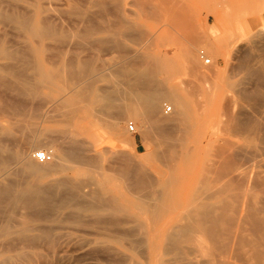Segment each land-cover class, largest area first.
Returning <instances> with one entry per match:
<instances>
[{
	"label": "rangeland",
	"instance_id": "obj_1",
	"mask_svg": "<svg viewBox=\"0 0 264 264\" xmlns=\"http://www.w3.org/2000/svg\"><path fill=\"white\" fill-rule=\"evenodd\" d=\"M44 26L54 34L41 39L32 34V27ZM114 43L125 48H112ZM201 51L211 58L210 63L201 57ZM129 61L149 63L168 96L178 95L186 104L178 113L173 99L162 104L157 117L166 119L165 134L180 138L186 128L192 138L189 150L200 147L212 160L222 159V145L228 147L229 154L237 151L236 156H241L236 157V181L231 183V175H222L207 193L213 202L221 201L228 207L227 223H220L222 232L226 227H240L246 219L241 213L245 212L247 219L240 228L246 231L240 233L247 244L241 246L239 238V246L238 240L232 239L223 251L228 241H213L212 237L211 241L200 235L194 264H212V260L213 264H264V0H0V140L6 147L4 157L8 155L6 169L0 170V183L17 180L18 188L33 190L67 175L84 184L82 190L74 187L73 198L63 205L59 190V207L36 224L33 220L38 218L33 214L1 202L0 264H189V245L172 250L160 242L149 248L145 237L137 234L136 221L124 218L126 215L115 226L107 223L110 212L97 218L85 211L78 219L77 205L95 203L100 194L110 199L109 204L118 201L128 209L126 214L134 215V205L141 197L128 185L137 181V175L133 171L128 178L123 177L122 167L131 163L150 168L159 162V153L169 148L159 131L156 136L146 134L148 124L141 116L137 120L123 117L113 135L104 117L88 111V102L74 94L90 85L93 90L110 88L113 70L128 66ZM67 65L74 72L71 80L61 71ZM29 82L41 86L36 98L20 93ZM165 104L173 107L172 113L164 111ZM130 122L136 125L135 131ZM235 123L240 124L236 127ZM72 141L81 143V153L89 160L84 174L72 170L39 176L21 171L26 161L47 165L38 162L33 152L49 149L56 153L60 146L69 148ZM14 150L22 151V156L13 158ZM190 157L189 197L194 161L199 159ZM227 180L229 189L222 186ZM247 180L251 184L247 185ZM218 186L224 194L221 189L215 194ZM81 193L86 196L81 197ZM179 211H170L162 223ZM42 228L54 232L48 238L36 239ZM103 232L112 238L104 237Z\"/></svg>",
	"mask_w": 264,
	"mask_h": 264
},
{
	"label": "bare ground",
	"instance_id": "obj_2",
	"mask_svg": "<svg viewBox=\"0 0 264 264\" xmlns=\"http://www.w3.org/2000/svg\"><path fill=\"white\" fill-rule=\"evenodd\" d=\"M169 2H171V1H168V3ZM164 9H167V8H164ZM168 11H169V8H168ZM175 16H177V14H175L173 17H175ZM180 18H181V22L183 23L184 22L182 20L183 17H180ZM173 20H175V19H173ZM178 20H179V17L176 21H178ZM181 22H178V25H181ZM185 24H186V22L183 23L184 26H185ZM24 26L26 29L27 28L30 29L26 24H24ZM186 27H187V25L185 26V29H186ZM187 29H188V27H187ZM31 31L35 37L38 36V38L40 37V39L47 37V36L49 37L52 34H54L50 27H45V26L42 28H39V29H34L32 27ZM193 38H195V37H193ZM195 39H193V40L195 41ZM112 48L121 49V48H125V46L121 45V43L120 44L114 43V44H112ZM188 53H189V50H188ZM191 56H192V54H191ZM152 57H154V56H152ZM157 63H159V62H157ZM61 69H62V67L60 68V70ZM206 70H204V71H206ZM34 71H36V73H37L38 68L37 69L35 68ZM61 71L70 80L74 77V75L72 74L73 71L70 69V67L68 65L65 66ZM88 71L89 70H88L87 66H84L83 67V73L87 74ZM113 71H115V74L113 75V85L110 88L108 87L105 89L93 90L92 85H90V86H87L86 88L79 89L76 92L74 91L75 96L80 97L81 100H86L88 102V105H89L87 107L88 111L104 117V119L109 123V127L112 130L113 135H116L115 132L117 130L118 124H119L120 120L123 119V117H125V116L131 117V118H134L137 120L138 116L139 117L141 116L143 118V120L148 124V130L146 131V134L156 136V133H158V131H159L160 132V139L163 141H166L167 144L169 145V148L166 150L164 149L162 152L159 153V155H158L159 158H157L159 160V162L156 163L155 165H152L150 168L135 167L131 163H128L127 165L122 167L121 175L123 177L128 178L133 171H134L133 173L137 175V181H135V183L128 185V187H132L131 189H134L135 192H138L140 194V197H141L138 200L139 203H136V205H134V206H136L135 207L136 210L133 213L134 215L129 216L128 214H126L128 212V209L124 208L121 205V203L118 201H113L112 204H109L110 199L107 196L100 194V195H98V197L96 199L97 202H95V203H90L89 205H83V204L77 205V212L79 213L78 219L81 218L82 213L85 211H91L94 214V216H96L97 218H101L100 215L102 214V212L105 214L107 212H110L111 216H110L109 220H107L106 218L105 219L107 220L108 224L115 226V225H120L122 220H123L122 216L126 215L124 218L134 219V221H136V223H137L136 228H137V230H139L137 234L145 237V240L148 243V245H146V246H149V248H155L158 245V243H160V242H164L167 245V247L169 249H172V250H179V248L183 250V247H182L183 244L189 245V248H188V250H189L188 251L189 252V264H194L193 254L196 251H197V253H195L194 255L195 256H196V254L199 255L198 249L195 250V248L198 247L200 242H201V239L199 237L200 235L201 236L205 235V236L209 237V239H211V237H212L213 241H215V240L228 241L227 244L225 243L226 246H222V250L224 249L223 251L227 250L226 248L228 247L229 242H230L229 244H232V241H230L232 239L234 241L238 240L237 242L239 243V242H241V241H239V238H240V240L242 239L241 246L246 245L247 242H244L245 244H243V241H244L243 238L244 237L240 233L241 231L244 230V228L241 230V228L244 227L242 224H244L246 222V219H247V215H243V213L245 214L243 209H242L243 213H241V214H242L243 219L245 217H246V219H244V223H243V221L242 222L240 221L241 225H242V226L240 225L241 228L239 227V225H237V226L234 225L238 221L236 219L237 217H235V219L237 221L234 220V224L232 222V224L234 226L228 227V228L226 227L225 228L226 230L224 232H222L220 229V223H221V221L223 223L224 222L227 223V221L225 220V218L227 219V217H228L225 215V210H226L227 205H226V203L224 204L221 201L213 202V200L210 199L208 196L209 193H207L208 190L212 189V187L215 185V183H217L221 179L220 177H222V175H223V177L231 175V178L233 181L229 180L230 178L228 179L229 181H231V183L236 181V180L234 181L233 176H234V173L236 171V162L239 161V160L236 161L238 159L236 157H241L238 155L236 156V154H238L239 152L237 153V151H236L235 153L233 152V153L229 154L228 147L225 146L223 148L224 145H222L221 149H219L221 146L218 148L220 150V155L222 156V159L216 161V160L209 159L206 152L204 150L200 149V147H199V149L198 148L196 149L195 147H193L192 151L189 150V143L191 144L192 138L190 139L189 132L186 128H185L186 134H184L180 138L179 137L177 138L174 134H165L167 131L165 130L166 127L163 125V123L165 122L166 119L157 117L158 116L157 113H159L161 111L162 104L168 98L173 99L172 103L176 107V113H178L179 110L183 111L184 108L186 107V104H185L184 100L182 99V97H180L178 95H174L173 97L168 96L165 89L158 83L159 81H158V77H157V73H156L155 69L149 63L129 61L128 66L120 67L119 69H117V71L116 70H113ZM209 71H210V69H209ZM209 71H208V74H209ZM8 79H9V77H8ZM28 79H27V82H28ZM44 80L46 81L45 77H44ZM23 81H22V83H23ZM42 81H43V79H42ZM63 81H65V79H63ZM29 83H30L29 85H28V83H26L28 86L25 84L27 87H25V86L21 87L20 93L23 94V96L36 98L38 92L40 93V90L37 91V89H40L39 87H41V86L38 84L36 85L35 83H33V84H31V82H29ZM38 98H40V97L38 96ZM52 106H53V104H52ZM11 109L13 110V108H10V110ZM15 111H16V108H15ZM172 111L169 112V114L172 113ZM259 112H261V111H259ZM26 113L27 112H25V114ZM238 120H240V119H238ZM238 120H237V122H239ZM238 124H240V123H238ZM260 124H262V123H260ZM234 125H236V123ZM237 125H236V127H237ZM236 127H234V128L236 129ZM241 127H242V125H241ZM256 127H258V130H260L258 125ZM258 130H257V135L259 137V134H258L259 131ZM254 131H256V129H254ZM253 136H254V134H253ZM196 140H197V136H196ZM178 142H180V143H178ZM177 143L179 144V146H177ZM201 143H200V145L203 144V143L202 144ZM196 144H198V140H197ZM23 149H24V147H23ZM5 150H6V147L3 144L2 140H0V166H1L0 170L1 171L6 169L5 164L7 163L6 158L8 155L6 156V158L4 157L3 153L5 152ZM50 151L53 152V160L52 161L40 162L37 160L38 162H40L42 164H47V165H41V164H38L34 161H26L24 166H23V169L21 171L29 172L31 174H39V176L40 175L48 176L52 173H66V172H69L72 170L76 171L77 175H81V174H84L86 172L84 169V166L86 168V165L89 162V160H88V158H85L82 155L80 142L72 141L69 148H64L63 146H60V147H58V151L56 153L53 150H50ZM12 153H13V151H12ZM22 154H23L22 151H20V150L15 151L14 150L13 158L14 157L19 158L22 156ZM220 155H219V158H220ZM11 157H12V154H11ZM11 157H9V159H11L10 161H12ZM189 157L192 158L193 160H195V158H197V157L199 158V159H197V161H194L195 162V169H194V173L192 175L193 187H192V192H191L190 197H189ZM245 159H246V157H245ZM245 159H244V161H246ZM237 164H239V163H237ZM246 166H245V168H247ZM88 170H89V168H88ZM244 171H245V169H244ZM87 174H88V172H87ZM226 174H228V175H226ZM18 175H20V173ZM21 178H22V176H21ZM218 178H219V180L217 181ZM251 178H253V177H251ZM23 179H24V177H23ZM237 179H238V182H240V179L239 178H237ZM228 180H227V184H226V182H224V183H222V186H224V184H225L228 187V185L231 184ZM16 181H13L14 183L12 181L11 182L9 181V183H7V184H1L0 183V203L6 201V204H10L15 209H17V208L21 209L22 208L25 211L29 212L30 214H33L34 216H36L38 218L37 220L36 219L33 220V221H35V224L37 223V221L39 222L40 220H44L45 218H47L51 213H53L55 211V209L57 207H59L58 206L59 202L57 199L59 190L63 192L61 194V199H60V202L62 200V205H63L67 201H70L73 198L72 191L74 190V187H76L78 190H82V186L84 185L82 183L83 181L80 182L79 180H75V182H73L67 175L65 177H63L62 179H57V182H55V183H51V184H48L47 186H44L41 188H36L33 190L27 186L26 187L23 186L21 188H18L17 185H15V184H17ZM249 182H250V180L247 182V185ZM35 183H37V182H35ZM242 183L244 184V182H242ZM233 184H235V183H233ZM250 184H251V182H250ZM240 185H239V188L242 186V185L241 186ZM19 186H20V184H19ZM245 186H246V184H244V187ZM220 187H221V185H220ZM234 187H235V185H234ZM247 187H245V188H247ZM220 189H221V194H224V193H222L223 192L222 188H219V186H218V189L214 188L215 194H216V191H218V190L220 192ZM227 189H229V187ZM214 190H212L213 193H214ZM249 190H250V186H249ZM233 191H235V190L233 189ZM81 192H84V191H81ZM224 192H226L225 189H224ZM239 192L241 193L242 191H239ZM213 193L210 194V197H212ZM235 193H232V194H235ZM80 195H81V197L86 196L84 193H81ZM249 195L250 194L248 193V196ZM224 196H226V195H224ZM251 198H252V196H251ZM239 202H241V201H239ZM247 203H249V202L247 201ZM130 204L132 205V203H130ZM240 204H239V206H240ZM250 205H254V204L249 203V206ZM246 207H247V204H246ZM262 208L264 209V205ZM174 209H176V210L180 209L179 213L175 216V218H172V219L168 220L167 222L162 223V220H164V217L168 216L170 211L172 212V210H174ZM254 209H256V208L253 207V210ZM228 210H227V213H228ZM256 210L253 212L256 213ZM23 213L24 212H22V214ZM253 216H255V215L253 214ZM230 217H232V216H230ZM229 220L230 219L228 218V223H229ZM22 221H23V219H22ZM77 221H80V220H77ZM230 222H231V220H230ZM226 223H224V224H226ZM263 223H264V221H263ZM85 224H87V223H85ZM250 224H252V223H250ZM159 225H161V226L158 227ZM256 225H258V224H256ZM251 227L252 226H250V228ZM54 229H56V227H54ZM54 229H51V228H44L43 229L42 228V231L39 234V236H37L35 238L36 239L48 238L51 236L52 232H54ZM107 231H108V229H107ZM244 231H246V230H244ZM103 234H104V237H106L108 239L112 238L111 235L106 234L105 232H103L102 235ZM128 234H129V232H128ZM254 234H255V232H254ZM135 235H136V233H135ZM256 237H257V235H256ZM115 238L113 237V239H115ZM258 238H259V236H258ZM117 241H119V239H117ZM211 241H212V239H211ZM247 241H248V245H250L251 247H254V249H255L256 245L255 246L251 245L252 242L249 243L250 240H248V239H247ZM254 241L256 244L255 239H254ZM239 246H240V243H239ZM228 249H230V248H228ZM180 251H179V253H180ZM229 253H230V251H229ZM151 254L152 253L150 250V255ZM217 257H219V256H216V258ZM259 258H261V256ZM218 259L220 261V258H218ZM218 259H217V261H218ZM209 262H210V260H209ZM213 262L214 261L212 260V264H213ZM147 264H150V263H147ZM195 264H196V262H195ZM197 264H198V262H197Z\"/></svg>",
	"mask_w": 264,
	"mask_h": 264
},
{
	"label": "built area",
	"instance_id": "obj_3",
	"mask_svg": "<svg viewBox=\"0 0 264 264\" xmlns=\"http://www.w3.org/2000/svg\"><path fill=\"white\" fill-rule=\"evenodd\" d=\"M201 57L205 60L206 63L211 62V58L207 57V55L203 51H201ZM165 107H166L165 108L166 113H169L173 110L171 105L165 104ZM129 125L131 130L135 131L136 125L133 122H130ZM33 157L40 162H49L53 160V152L50 150L41 149L34 152Z\"/></svg>",
	"mask_w": 264,
	"mask_h": 264
}]
</instances>
